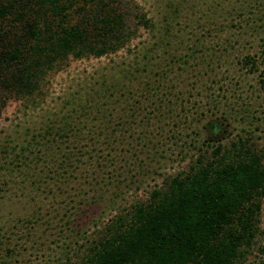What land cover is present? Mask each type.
Listing matches in <instances>:
<instances>
[{
  "label": "rangeland",
  "instance_id": "374dc122",
  "mask_svg": "<svg viewBox=\"0 0 264 264\" xmlns=\"http://www.w3.org/2000/svg\"><path fill=\"white\" fill-rule=\"evenodd\" d=\"M124 4L152 27L138 26L112 53L69 57L35 93L7 99L0 111V264L78 262L102 223L216 140L243 139L264 164V0ZM96 91L102 113L84 112ZM104 117L117 140L87 146V130ZM65 124L67 138H58ZM47 165L72 174L56 185L44 172L32 185Z\"/></svg>",
  "mask_w": 264,
  "mask_h": 264
},
{
  "label": "trees",
  "instance_id": "16d2710c",
  "mask_svg": "<svg viewBox=\"0 0 264 264\" xmlns=\"http://www.w3.org/2000/svg\"><path fill=\"white\" fill-rule=\"evenodd\" d=\"M124 1L0 0V111L7 99L35 93L69 57L112 53L138 26L152 27L144 13L129 10ZM241 63L248 71L256 65L250 55ZM100 98L96 91L95 98L86 99L84 112L93 108V114H101ZM105 117L87 130V146L101 136L110 140L107 147L114 145L117 131L108 129ZM67 130V124L59 126L56 135L66 139ZM96 166L101 167L97 161ZM37 168L32 185L44 172L56 185L72 174L61 176L57 165ZM263 196L262 155L243 139L227 146L216 140L209 153H199L186 169L164 177L146 199L102 223L72 264H264Z\"/></svg>",
  "mask_w": 264,
  "mask_h": 264
}]
</instances>
